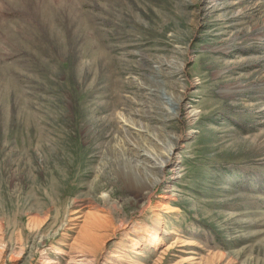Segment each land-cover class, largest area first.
Masks as SVG:
<instances>
[{"label":"rangeland","instance_id":"obj_1","mask_svg":"<svg viewBox=\"0 0 264 264\" xmlns=\"http://www.w3.org/2000/svg\"><path fill=\"white\" fill-rule=\"evenodd\" d=\"M80 258L264 264V0H0V264Z\"/></svg>","mask_w":264,"mask_h":264},{"label":"bare ground","instance_id":"obj_2","mask_svg":"<svg viewBox=\"0 0 264 264\" xmlns=\"http://www.w3.org/2000/svg\"><path fill=\"white\" fill-rule=\"evenodd\" d=\"M173 149H174V147L172 145H170L169 149H168V152H167V155H166V158H165L166 160L170 159V156H171V153L173 152ZM166 163H167V161L161 162L159 164L160 169H162L165 166ZM159 182H160V178H157L154 183L156 184V183H159ZM159 241H161L160 238L158 236H155L153 238V240H152V243L154 244V246H156L159 243ZM77 261H78L77 262L78 264H85V261H87V260H85V258H80Z\"/></svg>","mask_w":264,"mask_h":264}]
</instances>
